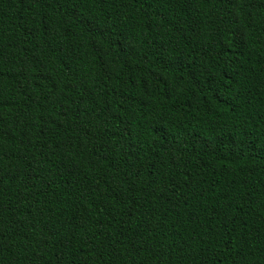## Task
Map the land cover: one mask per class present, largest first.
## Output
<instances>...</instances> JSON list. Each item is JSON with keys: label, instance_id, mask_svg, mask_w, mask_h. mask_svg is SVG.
I'll return each mask as SVG.
<instances>
[{"label": "trees", "instance_id": "16d2710c", "mask_svg": "<svg viewBox=\"0 0 264 264\" xmlns=\"http://www.w3.org/2000/svg\"><path fill=\"white\" fill-rule=\"evenodd\" d=\"M0 264H264V0H0Z\"/></svg>", "mask_w": 264, "mask_h": 264}]
</instances>
